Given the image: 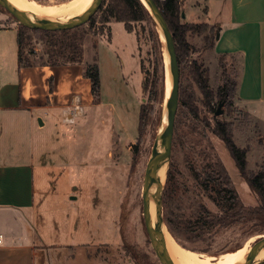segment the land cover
<instances>
[{"label": "rangeland", "instance_id": "374dc122", "mask_svg": "<svg viewBox=\"0 0 264 264\" xmlns=\"http://www.w3.org/2000/svg\"><path fill=\"white\" fill-rule=\"evenodd\" d=\"M30 1L52 6L71 0ZM67 18L66 12L47 16L46 20ZM188 20L185 15L181 19L185 23ZM202 24L207 29L200 35H188L187 42L194 51L190 53L192 59L208 71V84L215 94L224 84V70L228 88L238 82L242 57L233 53L227 55L236 62L220 60L205 42L212 26ZM20 26L0 7V45L11 59L16 50L14 29ZM130 29L128 33L120 22L101 24L99 17L71 29L70 36L81 38L82 65L91 64L97 54L102 105L82 109L84 115L77 119L78 124H47L33 134L35 211L40 215L36 228L42 238L64 246L44 253L43 260H36V264H159L144 229L141 193L145 167L158 146L170 85L163 42L152 20L132 23ZM60 36L66 43L68 38L62 34L44 37L27 33V58L36 64L48 62L52 44H61L57 39ZM117 77L120 82L123 77L128 87L116 85ZM83 92L88 95L87 87ZM221 102L215 105V112ZM223 102L221 116L211 113L186 64H181L171 158L157 195L164 229L182 248L205 259L236 251L245 244L250 248L261 237L259 228L213 230L201 237L194 232L182 234L178 227L180 222L195 223L203 210L219 213L199 179L201 168L214 160L224 167L240 202L256 205L236 164L212 131L215 119L228 122L233 142L246 150L248 172L256 173L264 164V105L242 106L235 95ZM140 109L145 118L139 125ZM102 121L106 124H100ZM120 135L122 140H118ZM160 155L161 149L157 153ZM208 184L209 188L216 186L211 180ZM205 238L209 240L203 241Z\"/></svg>", "mask_w": 264, "mask_h": 264}, {"label": "crops", "instance_id": "0c3cea01", "mask_svg": "<svg viewBox=\"0 0 264 264\" xmlns=\"http://www.w3.org/2000/svg\"><path fill=\"white\" fill-rule=\"evenodd\" d=\"M182 12L188 24L218 29L212 49L218 57H242L238 102L264 105V0H182ZM14 30L12 59L0 45V264H36L44 253L64 246L56 238L55 243L42 238L36 228L40 215L35 211L33 134L47 124H78L84 108L102 104L93 103L83 65L19 68ZM119 79L116 85L128 87ZM83 87L88 95H83ZM73 107L72 121L65 122V111Z\"/></svg>", "mask_w": 264, "mask_h": 264}, {"label": "trees", "instance_id": "16d2710c", "mask_svg": "<svg viewBox=\"0 0 264 264\" xmlns=\"http://www.w3.org/2000/svg\"><path fill=\"white\" fill-rule=\"evenodd\" d=\"M154 2L160 8L164 20L168 26V29L172 34L178 67L180 68L181 64H186V67L190 76L192 77L193 82L197 85V88L203 95V101L205 106L209 109L211 113L214 114V108L215 105H217L218 101L223 102L225 99H228L230 95L237 96L238 82L235 81L233 83V87L228 88L229 80L226 77L224 70L222 73L224 84L222 86H219L216 89L215 94H213L208 84V71L204 69L201 64L197 63V59H192L193 57L190 56V53L193 51V49L187 42L188 35H200L203 30L207 29V26L204 24H188L181 21L182 0H164L163 2H160L159 0H154ZM96 17H99L101 24H107L111 22L123 23L128 33H131L130 25L132 23L141 22L145 20H152L149 12L144 7L141 0H103L100 8L96 12V14L92 18H90L88 23H91L93 20L96 19ZM72 31L73 30H66L62 32H49L30 29L21 25L17 30L19 68L33 67L36 65H82L83 57L81 48V38H77L74 35L70 36V33ZM217 31V28L212 27L211 34L206 35L205 37V42H208L212 49ZM29 32L39 33L42 34L44 37H49L55 34H62L65 35L68 40L66 43H62L63 40L60 39L62 38V36L58 37L57 39H60L61 44L58 47H55L56 44H52V48L51 50H49V61L41 64H36L35 62L29 60L27 58V55L25 54V44L27 40L26 36ZM94 49H96V46H94ZM219 58L220 60L230 58L232 59V61L236 62V59H234V57L231 55H220ZM220 67L222 66L220 65ZM83 77L90 81V93L92 96L93 103L98 104L100 102V75L99 68L97 65V54L91 64L83 65ZM215 99H217V102H214ZM192 113L196 114L197 111H194ZM143 118H145L143 110L140 109L139 125L141 124ZM212 132L227 149L229 155L236 164L243 181L247 184L250 194L254 197L256 205L246 206L240 202L236 191L232 187V184L224 167L219 161L214 160V162L208 164V167H206V165L205 167L201 168L199 179L201 180L202 185H204L205 191L208 193L209 196H212L213 201L216 203V205H218L219 213L211 214L210 212L203 210L198 214L195 223L180 222L178 223V227L182 234L194 232L199 233L201 237L206 234L208 235L213 230H229L232 228H259L261 232L259 234L263 235L264 164L256 173L248 172L246 163V150L238 147L233 142L231 125L228 122H220L215 119ZM170 173L171 164H169L167 170L166 181L168 184ZM208 180L215 182L216 186H214L213 188H209ZM166 226L169 232L173 234L174 232L170 228L169 224L166 223ZM192 227L194 229H192ZM208 240L209 238L203 239V241Z\"/></svg>", "mask_w": 264, "mask_h": 264}, {"label": "water", "instance_id": "95a60500", "mask_svg": "<svg viewBox=\"0 0 264 264\" xmlns=\"http://www.w3.org/2000/svg\"><path fill=\"white\" fill-rule=\"evenodd\" d=\"M103 0H92L89 8L72 19L68 20H55L53 22H42L33 16L21 12L16 9L13 5L8 3L6 0H0V7L10 14L18 23L21 25L36 30L42 31H66L80 27L87 22L90 18L98 11ZM142 2L144 7L149 12L152 22L157 30L159 36L161 35L164 39L166 54L170 66V82H171V93L167 103L166 112V126L162 134L160 143L157 148L162 150V155L157 156L159 150L156 148L153 150L150 160L148 161L143 177L141 201H142V216L144 229L150 242L151 248L159 262V264H174L170 259L167 250L161 240V232L164 228L161 218V199L160 196L152 192L151 182L152 176L161 168L168 165L171 152H172V138L175 115L178 108V91H179V67L177 63V57L175 54V48L173 43L172 34L170 33L168 26L164 20L162 12L154 0H144ZM181 19H184V13L181 12ZM218 37V35L216 36ZM224 102L218 104L217 110L214 113L215 116H221V108ZM153 201L156 211V226L154 227L150 219V201ZM264 248V234L254 242L249 248L247 258L243 264H262L264 258L261 260H255L256 254L259 249Z\"/></svg>", "mask_w": 264, "mask_h": 264}, {"label": "bare ground", "instance_id": "6f19581e", "mask_svg": "<svg viewBox=\"0 0 264 264\" xmlns=\"http://www.w3.org/2000/svg\"><path fill=\"white\" fill-rule=\"evenodd\" d=\"M6 1L10 3L11 5H13L16 9L20 10L21 12L29 14L33 16L34 18L42 22H46V23L50 22L46 20L47 16H52L55 14H61V13L67 12L68 18L66 20L79 16L80 14H82L89 8L92 2V0H71L68 3L62 4V5L42 6L30 0H6ZM141 1L145 4L144 0H141ZM160 38H161V41L163 42V48L165 52V64H166L165 70H166V78H168L167 84L170 85V88H169L170 90L168 89L169 94L167 98H165V102L167 105L169 96L171 93L170 66H169V61H168V57L166 54L164 39L161 35H160ZM161 124H162V127H161V131L159 135L158 144L160 143L162 134L166 126V112L163 115ZM156 150H159V148H156ZM164 179H165V167H161L152 176L151 187H152V192L154 194H156L159 191L160 187L162 186L164 182ZM152 202L153 201H150V219L152 221L153 226L155 227L156 226V211H155L154 203L152 204ZM160 236H161V240L164 243V246L167 250L169 257L174 264H243L248 254L249 247H248V244H245L243 248H240L236 251H232L230 253L219 255L217 257H213L212 259L200 258L195 253L189 250H186L182 248L180 245H178L174 241L172 236L164 228ZM263 255H264V248L259 249L256 254L255 260H257Z\"/></svg>", "mask_w": 264, "mask_h": 264}, {"label": "built area", "instance_id": "2783aa9c", "mask_svg": "<svg viewBox=\"0 0 264 264\" xmlns=\"http://www.w3.org/2000/svg\"><path fill=\"white\" fill-rule=\"evenodd\" d=\"M159 1L163 2L164 0H159ZM73 114L75 115V108L74 107L72 109H67L64 113V121L65 122H71Z\"/></svg>", "mask_w": 264, "mask_h": 264}]
</instances>
